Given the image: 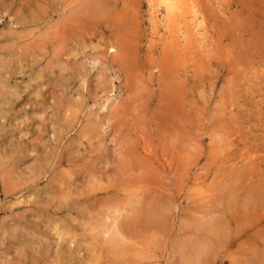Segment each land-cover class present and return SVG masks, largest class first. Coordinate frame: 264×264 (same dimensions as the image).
Instances as JSON below:
<instances>
[{"label": "rangeland", "instance_id": "1", "mask_svg": "<svg viewBox=\"0 0 264 264\" xmlns=\"http://www.w3.org/2000/svg\"><path fill=\"white\" fill-rule=\"evenodd\" d=\"M82 1L0 0V264H264V0Z\"/></svg>", "mask_w": 264, "mask_h": 264}, {"label": "bare ground", "instance_id": "2", "mask_svg": "<svg viewBox=\"0 0 264 264\" xmlns=\"http://www.w3.org/2000/svg\"><path fill=\"white\" fill-rule=\"evenodd\" d=\"M147 1V0H146ZM151 1H153V0H151ZM159 2H162L163 3V5H164V8H165V10L169 13V15H171V16H173V18H176V17H180V19H181V21L183 22V23H185L184 21L186 20V17H187V15H189V13L191 12L192 14H193V12L192 11H194L195 9V7L191 10L189 7V5H188V1L189 0H158ZM101 2V1H100ZM77 3V2H76ZM191 4V3H190ZM196 4V3H195ZM194 6V5H193ZM192 6V7H193ZM157 7V6H156ZM198 8V7H197ZM196 8V9H197ZM209 9V8H208ZM156 11V10H155ZM194 12H197V11H194ZM84 13V14H83ZM105 14V11H104V8L102 7V5L99 3V2H95V0H83L82 1V3L80 4V5H77V8L74 10V11H72V13H71V18H72V20L74 19V18H79V19H85L84 21H82V22H84V23H90L91 22V20L96 16V18H97V16H102V15H104ZM190 13V14H191ZM199 13V12H198ZM196 14V13H195ZM82 15H84L83 17H82ZM197 15V14H196ZM196 15H195V18H196ZM127 16V15H126ZM262 16V15H261ZM103 18V17H102ZM223 18V17H222ZM156 19V18H155ZM180 19H178V20H180ZM75 20V19H74ZM90 20V21H89ZM167 20V19H166ZM76 21V20H75ZM122 21V20H121ZM136 21V20H135ZM156 21V20H155ZM188 21H190V20H188ZM200 22V21H199ZM262 21H260V23H261ZM139 23V22H138ZM176 24H177V22H176ZM179 24V23H178ZM200 24V23H199ZM198 24V25H199ZM204 24V23H203ZM239 24H240V22H239ZM159 25V24H158ZM182 25V24H181ZM195 25V24H194ZM196 25H197V23H196ZM154 26V25H153ZM171 26V25H170ZM172 26H173V24H172ZM179 26V25H178ZM202 26V25H201ZM201 26H198V27H201ZM244 26V25H243ZM262 26H263V24H262ZM155 27V26H154ZM156 27H157V25H156ZM159 27V26H158ZM204 27V26H203ZM184 28V27H183ZM194 28H196V27H194ZM78 29V28H77ZM185 29V28H184ZM201 29V28H200ZM204 29V28H203ZM234 29V28H233ZM178 30H180V28L178 29ZM188 30V29H187ZM194 30V29H193ZM198 30V29H197ZM242 30V29H241ZM154 31H156V30H154ZM199 31V30H198ZM204 31V30H203ZM235 31H236V29H235ZM174 32V31H173ZM192 32V31H191ZM196 32V31H195ZM217 32H218V30H217ZM121 33V32H120ZM169 33V36H170V32H168ZM167 33V34H168ZM193 33H194V31H193ZM197 33H199V32H197ZM197 33H196V35H197ZM229 33H231V31L229 32ZM114 34V33H113ZM157 34V33H156ZM177 34H178V32H177ZM181 34V33H180ZM202 34V33H201ZM208 34V32L205 34V35H207ZM185 34H183V36H184ZM195 35V34H194ZM247 35V34H246ZM133 36V35H132ZM168 36V35H167ZM199 36V35H198ZM203 36V35H202ZM230 36H232V35H230ZM244 36V35H243ZM249 36V35H248ZM251 36V35H250ZM121 37V36H120ZM147 37V36H146ZM191 37H193V35L191 36ZM197 37V36H196ZM227 37V36H226ZM245 37V36H244ZM124 38V37H123ZM131 38H133V37H131ZM167 38V37H166ZM229 38V37H228ZM233 38V37H232ZM231 38V39H232ZM250 38H252V37H250ZM121 39V38H120ZM153 39V38H152ZM151 39V40H152ZM171 39H172V35H171ZM231 39H230V42H231ZM237 39V38H236ZM118 40V39H117ZM180 40V39H179ZM178 40V41H179ZM182 40H183V37H182ZM181 40V41H182ZM194 40H195V42H197V40L194 38ZM200 40H202L201 38H200ZM246 40H248V39H246ZM245 40V41H246ZM62 41V40H61ZM146 41V40H145ZM150 41V40H149ZM167 41V40H166ZM174 41V40H173ZM193 41V40H192ZM237 41V40H236ZM249 41V40H248ZM124 42V41H123ZM150 42H153V40L152 41H150ZM169 42V41H168ZM188 42H189V40H188ZM203 42V41H202ZM229 42V43H230ZM239 42V41H238ZM256 42V41H255ZM259 42V41H258ZM130 43V42H129ZM132 43H134V42H132ZM173 44H174V42H172ZM199 43H201V42H199ZM234 43H236L235 41H234ZM233 43V44H234ZM241 43H242V41H241ZM152 44V43H151ZM151 44L149 45L150 46V48H151ZM164 44V43H163ZM168 44H170V43H167V45ZM177 44V43H176ZM239 44V43H238ZM238 44L236 45L237 47H238ZM253 44H254V42H253ZM256 44V43H255ZM264 44V43H263ZM85 45V44H84ZM117 45V44H116ZM121 45V44H120ZM125 45V44H124ZM127 45V44H126ZM141 45V44H140ZM146 45V44H145ZM154 45V44H153ZM181 46H182V44H180ZM184 45H186V50H188V48L187 47H189V46H187V44H185V42H184ZM188 45H190V44H188ZM243 45V44H242ZM117 46H119V45H117ZM128 46V45H127ZM132 46V45H131ZM134 46V45H133ZM148 46V47H149ZM178 46V45H177ZM204 46V45H203ZM233 46V45H232ZM244 46H246V45H244ZM110 47V46H109ZM119 47H125V46H119ZM134 47H136V46H134ZM134 47H132L133 49H134ZM146 47V46H145ZM168 47V46H167ZM166 47V48H167ZM171 47V46H170ZM192 47V46H191ZM193 47H195V46H193ZM192 47V48H193ZM205 47H206V45H205ZM247 47V46H246ZM258 47V46H257ZM84 48H86V47H84ZM95 48V47H94ZM110 48H113V46L112 47H110ZM137 48V47H136ZM162 48V47H161ZM165 48V49H166ZM180 48V47H179ZM196 48V47H195ZM194 48V49H195ZM198 48V47H197ZM239 48H240V46H239ZM244 48V47H243ZM255 48V47H254ZM104 49V48H103ZM120 49V48H119ZM122 49V48H121ZM129 49L131 50V48L129 47ZM146 49H149V48H146ZM164 49V50H165ZM168 49V48H167ZM175 49V48H174ZM194 49L192 50V52L194 51ZM233 49V48H232ZM260 49V48H259ZM129 50V51H130ZM142 50H144V49H142ZM162 50V49H161ZM177 50V49H176ZM179 50H181V49H179ZM179 50H177V51H179ZM191 50V49H190ZM198 50V49H197ZM230 50V49H229ZM251 50H252V48H251ZM250 50V51H251ZM119 51V50H118ZM122 51V50H121ZM125 51H126V49H125ZM132 51V50H131ZM153 51V50H152ZM152 51L150 52V53H152ZM250 51H249V53H250ZM18 52V51H17ZM123 52V51H122ZM121 52V53H122ZM148 52V53H149ZM163 52V51H162ZM194 52H197L196 50L194 51ZM208 52V51H207ZM228 52V51H227ZM237 52H239V50L237 51ZM237 52H235L236 54H238ZM252 52V51H251ZM255 52V51H254ZM127 53V52H126ZM131 53V52H130ZM129 53V54H130ZM143 53H145V51L143 52ZM191 53V52H190ZM190 53H188L189 54V56H191L190 55ZM203 53V52H202ZM229 53L230 52H228V54L227 55H229ZM253 53V52H252ZM133 54V53H132ZM132 54H130L131 56H132ZM136 54V53H135ZM153 54V53H152ZM188 54H185L183 57H186V55H188ZM194 54V53H193ZM128 55V54H127ZM148 55V54H147ZM174 55V54H173ZM209 55V54H208ZM208 55H206L205 54V56H206V58L208 57ZM239 55V54H238ZM194 56H196L195 54H194ZM210 56V55H209ZM127 57V56H126ZM126 57H124V58H126ZM159 57H160V55H159ZM162 57V56H161ZM198 57V56H197ZM235 58L237 57V56H234ZM233 57V58H234ZM245 57V56H244ZM134 58V57H133ZM166 58V57H165ZM168 58V57H167ZM182 58V57H181ZM180 58V59H181ZM192 58H194L193 56H192ZM205 58V59H206ZM210 58V57H209ZM231 58V57H230ZM229 58V59H230ZM232 58V59H233ZM234 58V59H235ZM254 57H252V59H253ZM256 58V57H255ZM258 58V57H257ZM136 59V58H135ZM148 60H150L149 58H147ZM126 60H127V62H128V59H125V62H126ZM133 60V59H132ZM161 60V59H160ZM171 60V59H170ZM169 59L168 60H166L165 62H167V61H170ZM177 60H178V58H177ZM210 60V59H209ZM172 61V60H171ZM196 62H197V60H195ZM211 61V60H210ZM209 61V62H210ZM246 61V60H245ZM249 61V60H248ZM145 62H147V61H145ZM163 62V61H162ZM165 62H163V63H165ZM201 62V61H200ZM233 62V61H232ZM235 62V61H234ZM168 63V62H167ZM172 63H173V61H172ZM230 61H229V65H230ZM160 64H161V62H160ZM166 64V63H165ZM169 64V63H168ZM177 64V63H176ZM9 65V64H8ZM78 65V64H77ZM170 65V64H169ZM182 65V64H181ZM232 65V64H231ZM230 65V67L231 68H233L232 66ZM4 66V65H3ZM165 66V65H164ZM174 66H175V64H174ZM177 66V65H176ZM255 66V65H254ZM263 66V65H262ZM4 67H6V66H4ZM62 67V66H61ZM163 67V66H162ZM166 67V66H165ZM165 67H163V68H165ZM173 67V66H172ZM258 67H259V65H258ZM171 68V66L168 68H165V69H170ZM175 68V67H174ZM173 68V69H174ZM251 67H249L248 69H250ZM256 68V67H255ZM264 68V67H263ZM262 68V70H264ZM62 69V68H61ZM154 69V68H153ZM235 69V68H234ZM252 69V68H251ZM254 69V68H253ZM58 70V69H57ZM170 70H172V69H170ZM170 70H167V72L168 71H170ZM245 70V69H244ZM255 70V69H254ZM253 70V71H254ZM63 71H65V70H63ZM131 71V70H130ZM237 71V70H236ZM257 71H259V70H257ZM139 72V71H138ZM171 72V71H170ZM173 72V71H172ZM171 72V73H172ZM261 72V71H260ZM263 72V71H262ZM56 73V72H55ZM170 73V74H171ZM247 74V73H246ZM236 75V74H235ZM255 75H257V74H255ZM237 76V75H236ZM256 77V76H255ZM140 78V77H139ZM170 78V77H169ZM168 78V79H169ZM172 78V77H171ZM174 78V77H173ZM258 79V78H257ZM171 81H172V79H170ZM254 80V79H253ZM262 81H264V80H262ZM258 83H260V82H258ZM252 84V83H251ZM261 84V83H260ZM68 88V87H67ZM136 90V89H135ZM142 90V89H141ZM172 90V92H173V88L171 89ZM184 90H186V88L184 89ZM137 91V90H136ZM139 91V90H138ZM161 91H163V90H161ZM131 92V91H130ZM140 92V91H139ZM143 93V92H142ZM127 96V95H126ZM180 98V97H179ZM2 101V100H1ZM167 101V100H166ZM125 103V102H124ZM166 103V102H165ZM171 103H173V102H171ZM179 103V102H178ZM173 104H177V103H173ZM133 105V104H132ZM174 105V106H175ZM177 106H179L178 104H177ZM177 106H175L176 108H177ZM197 106V105H196ZM173 107V105H171V108ZM175 107H173V109L175 108ZM200 107V106H199ZM75 108V107H74ZM128 109H130V108H128ZM170 109V108H169ZM70 110V109H69ZM187 110V109H186ZM136 111V110H135ZM175 111H178V110H176V109H174V112ZM74 113V112H73ZM120 113V112H119ZM192 113V112H191ZM64 114V113H63ZM106 114V113H105ZM73 115V114H72ZM76 115V114H75ZM259 116H262V115H259ZM258 116V117H259ZM158 117V116H157ZM257 117V118H258ZM66 119V118H65ZM68 119V118H67ZM66 119V120H67ZM70 119H71V117H70ZM249 119V118H248ZM66 120H64L65 122H66ZM72 120H73V118H72ZM71 120V121H72ZM193 120V119H192ZM70 121V120H69ZM147 121V120H146ZM190 121V120H189ZM73 122V121H72ZM121 122V121H120ZM254 123V122H253ZM147 128V127H146ZM169 132V131H168ZM177 134H179V133H177ZM158 135V134H157ZM264 135V134H263ZM160 144V143H159ZM18 154H20V153H18ZM151 154V153H150ZM249 154V153H248ZM137 156V155H136ZM176 157V156H175ZM247 157V156H246ZM122 159V158H121ZM137 161V160H136ZM164 161H165V159H164ZM245 165V164H244ZM245 168V167H244ZM118 170V169H117ZM155 170V169H154ZM245 170V169H244ZM246 171V170H245ZM146 173V172H145ZM125 175V174H124ZM237 179V178H236ZM249 180V179H248ZM237 182V181H236ZM253 182V181H252ZM143 183V182H142ZM143 185V184H142ZM146 186V185H145ZM151 186V185H150ZM258 186V185H257ZM141 187V186H140ZM231 189V188H230ZM169 190V189H168ZM233 197V196H232ZM165 198V197H164ZM230 198V197H229ZM141 203V202H140ZM230 203V202H229ZM82 204V203H81ZM135 204V203H134ZM147 205V204H146ZM149 207V206H148ZM147 206L145 207V209H144V211H143V213L141 214V212H139V210H137V209H133V211H132V213L130 214V217H128V218H126L124 221H122V223H121V229L119 228V235H120V237L118 236V235H115V236H113V237H111L110 239H111V241H110V239H109V243L111 244V245H115L117 242H119V240H118V238H121L122 236H125V234H123V233H125L124 231H123V228L125 229H128L129 228V226L130 225H133V224H135V223H141V224H145V226H151V225H153V224H155L156 223V220H158L159 221V219H158V217L159 216H161L162 215V210H159L160 208H156V206H153V207H150V208H147ZM164 212L165 211H163V214H164ZM212 212V211H211ZM166 214V213H165ZM165 214H164V216H165ZM103 215V214H102ZM208 216V215H207ZM202 217V216H201ZM161 219V218H160ZM207 219V218H206ZM162 220V219H161ZM216 221V220H215ZM207 222V221H206ZM120 225V224H119ZM200 225V224H199ZM237 226H239V225H237ZM236 229V228H235ZM132 230V229H131ZM122 231V232H121ZM129 231V230H128ZM142 236H143V234H142ZM123 238V237H122ZM125 238V237H124ZM123 238V239H124ZM126 239V238H125ZM199 239V238H198ZM198 239H196L197 241H199ZM192 241H189V242H186L185 244H188L189 245V247L190 248H192V251L193 252H195L197 255H199L200 254V252H201V254H202V251L204 250L203 248V246H195V244L194 245H191L192 243H191ZM190 243V244H189ZM200 244V243H199ZM72 245V244H71ZM120 245V244H119ZM203 245V244H202ZM122 246V245H121ZM104 247V246H103ZM125 247V245H123L122 247H120V248H124ZM113 249H112V251H114V246L112 247ZM119 247L118 246H115V249L117 250ZM130 249H131V247H129ZM133 248V247H132ZM130 249H127V251H128V253H129V250ZM133 250H135L134 248H133ZM133 250H131V251H133ZM117 251H121V250H117ZM117 251H114V252H117ZM130 254V253H129ZM121 255V254H120ZM123 255H125V253L123 254ZM126 257H129V256H127V255H125ZM132 259V258H131ZM57 262V261H56Z\"/></svg>", "mask_w": 264, "mask_h": 264}]
</instances>
